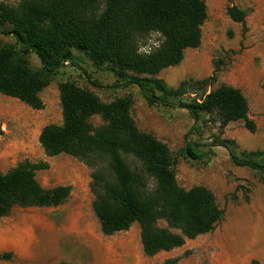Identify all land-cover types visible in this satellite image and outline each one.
<instances>
[{
    "label": "trees",
    "instance_id": "obj_1",
    "mask_svg": "<svg viewBox=\"0 0 264 264\" xmlns=\"http://www.w3.org/2000/svg\"><path fill=\"white\" fill-rule=\"evenodd\" d=\"M228 16L246 25L247 12L238 7L229 8ZM207 19L204 0H23L16 7L0 2V28L10 27L0 34L16 40L14 46L0 42V94L43 110L41 93L63 68L76 65L79 52L95 66L108 67L118 77L116 86L137 87L150 107L188 112L194 126L185 137V159L202 161L213 147H223L235 166L264 173V150L239 156L234 141L217 136L211 146L203 147L189 140L193 132L202 133L203 115L215 118L221 132L243 121L250 133H256L249 101L240 89L213 87L217 71L202 81H183L177 88L158 78L181 65L187 50L201 47ZM155 32L161 34L160 48L151 56H138V43ZM29 54L39 58L40 70L30 68ZM190 94L194 97L186 98ZM59 96L63 123L44 127L39 142L48 157L69 155L92 170L93 211L105 236L128 232L138 224L143 253L154 257L211 233L223 221L225 211L211 190L179 185L169 146L138 128L131 97L106 103L72 81L59 85ZM95 117L102 122L97 127L91 122ZM48 167L45 162L25 161L0 172V218L9 217L15 208L58 207L70 198L71 186H41L37 172Z\"/></svg>",
    "mask_w": 264,
    "mask_h": 264
},
{
    "label": "rangeland",
    "instance_id": "obj_2",
    "mask_svg": "<svg viewBox=\"0 0 264 264\" xmlns=\"http://www.w3.org/2000/svg\"><path fill=\"white\" fill-rule=\"evenodd\" d=\"M22 1L0 0L11 7ZM204 1L208 19L202 27L201 47L187 50L181 65L164 70L158 78L177 88L183 81H202L217 71L213 87L230 85L244 93L250 118L257 125L256 133H250L243 121L230 123L221 132L215 118L203 115V131L193 132L190 142L207 147L218 136L234 141L239 156L262 151L264 0ZM231 7L247 12L245 26L230 19ZM9 30L8 26L0 28V32ZM160 39L161 36L151 34L139 44ZM0 42L3 46L16 45L15 38L5 33L0 34ZM75 56L76 65L63 68L41 93L43 110H33L0 94V172L7 173L25 161L45 162L48 169L37 172L44 189L72 187L70 198L61 206L15 208L9 217L0 218V255L4 257L0 264H165L175 260L176 264H264V173L235 166L223 147H213L211 156L202 161L185 159L181 153L186 146L185 137L194 126L187 111L150 107L137 87L116 86L118 77L108 67L95 66L85 54L75 52ZM27 57L33 71L41 69L35 54ZM66 81L91 90L106 103L131 97L138 128L169 146L179 185L186 190L198 186L211 190L225 211L223 221L211 233L154 257L143 253L138 224L128 232L105 236L93 211L92 170L69 155L48 157L39 142L44 127L63 123L59 85ZM189 97L194 95L186 96ZM91 122L95 127L102 124L99 117ZM160 227H166V223L160 222Z\"/></svg>",
    "mask_w": 264,
    "mask_h": 264
},
{
    "label": "clouds",
    "instance_id": "obj_3",
    "mask_svg": "<svg viewBox=\"0 0 264 264\" xmlns=\"http://www.w3.org/2000/svg\"><path fill=\"white\" fill-rule=\"evenodd\" d=\"M155 36H160L159 32L152 33ZM161 46V42L149 41L148 44L141 45L138 43L136 54L142 57H148L153 54L155 50H158Z\"/></svg>",
    "mask_w": 264,
    "mask_h": 264
}]
</instances>
